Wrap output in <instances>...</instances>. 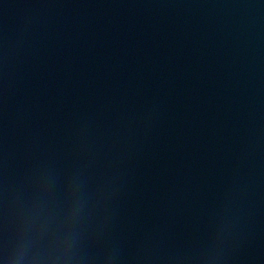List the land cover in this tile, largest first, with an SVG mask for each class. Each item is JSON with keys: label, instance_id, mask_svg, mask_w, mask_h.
I'll use <instances>...</instances> for the list:
<instances>
[{"label": "water", "instance_id": "95a60500", "mask_svg": "<svg viewBox=\"0 0 264 264\" xmlns=\"http://www.w3.org/2000/svg\"><path fill=\"white\" fill-rule=\"evenodd\" d=\"M0 264H264V0H0Z\"/></svg>", "mask_w": 264, "mask_h": 264}]
</instances>
